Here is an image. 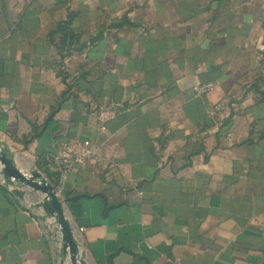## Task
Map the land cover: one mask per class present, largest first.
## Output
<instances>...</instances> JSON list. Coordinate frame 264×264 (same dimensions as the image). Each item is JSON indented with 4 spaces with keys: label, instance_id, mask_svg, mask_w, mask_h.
Here are the masks:
<instances>
[{
    "label": "crops",
    "instance_id": "1",
    "mask_svg": "<svg viewBox=\"0 0 264 264\" xmlns=\"http://www.w3.org/2000/svg\"><path fill=\"white\" fill-rule=\"evenodd\" d=\"M0 152L85 264H264V0H0ZM42 203L0 165V264H71Z\"/></svg>",
    "mask_w": 264,
    "mask_h": 264
},
{
    "label": "water",
    "instance_id": "2",
    "mask_svg": "<svg viewBox=\"0 0 264 264\" xmlns=\"http://www.w3.org/2000/svg\"><path fill=\"white\" fill-rule=\"evenodd\" d=\"M0 165L3 177L39 190L43 194V207L59 226L62 246L68 252L70 263L85 264L83 257L80 256L77 240L69 221L65 217L62 202L56 195L54 186L37 171L32 170L23 173L17 169L12 158L7 157L4 152H0Z\"/></svg>",
    "mask_w": 264,
    "mask_h": 264
},
{
    "label": "built area",
    "instance_id": "3",
    "mask_svg": "<svg viewBox=\"0 0 264 264\" xmlns=\"http://www.w3.org/2000/svg\"><path fill=\"white\" fill-rule=\"evenodd\" d=\"M211 90H213V85L210 82L194 84L191 87V91L196 96L207 94ZM222 107H223L222 102L214 103L210 108L211 114L218 112L219 110L222 109ZM89 155H90V150L87 147V142L85 141L83 147L81 148L80 153H78L77 155H74L72 157H67L65 159H60L58 157H49L47 158L46 166H47V169L51 171L59 166V170L62 173V171H65L74 165H84ZM46 227L48 231L51 233V235L56 239V241L61 240L59 226L55 222L53 217H48L46 221Z\"/></svg>",
    "mask_w": 264,
    "mask_h": 264
},
{
    "label": "trees",
    "instance_id": "4",
    "mask_svg": "<svg viewBox=\"0 0 264 264\" xmlns=\"http://www.w3.org/2000/svg\"><path fill=\"white\" fill-rule=\"evenodd\" d=\"M51 173H49V179L51 180V182L53 183V184H55L56 182H57V177H56V175L55 174H51Z\"/></svg>",
    "mask_w": 264,
    "mask_h": 264
}]
</instances>
